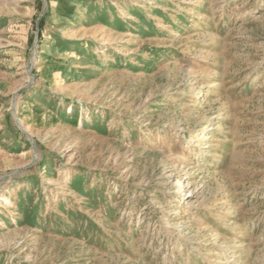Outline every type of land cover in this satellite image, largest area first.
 <instances>
[{
	"label": "rangeland",
	"instance_id": "1",
	"mask_svg": "<svg viewBox=\"0 0 264 264\" xmlns=\"http://www.w3.org/2000/svg\"><path fill=\"white\" fill-rule=\"evenodd\" d=\"M0 264H264V0H0Z\"/></svg>",
	"mask_w": 264,
	"mask_h": 264
},
{
	"label": "bare ground",
	"instance_id": "2",
	"mask_svg": "<svg viewBox=\"0 0 264 264\" xmlns=\"http://www.w3.org/2000/svg\"><path fill=\"white\" fill-rule=\"evenodd\" d=\"M73 8H75V7H71V9H73Z\"/></svg>",
	"mask_w": 264,
	"mask_h": 264
}]
</instances>
